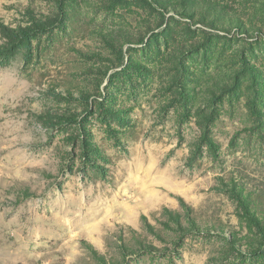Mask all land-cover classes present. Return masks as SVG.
<instances>
[{
  "label": "rangeland",
  "instance_id": "374dc122",
  "mask_svg": "<svg viewBox=\"0 0 264 264\" xmlns=\"http://www.w3.org/2000/svg\"><path fill=\"white\" fill-rule=\"evenodd\" d=\"M159 1L0 0V264H264V0Z\"/></svg>",
  "mask_w": 264,
  "mask_h": 264
},
{
  "label": "trees",
  "instance_id": "16d2710c",
  "mask_svg": "<svg viewBox=\"0 0 264 264\" xmlns=\"http://www.w3.org/2000/svg\"><path fill=\"white\" fill-rule=\"evenodd\" d=\"M143 2H147L148 4H150V5H153V6H156V7H164V4L162 3L161 4V1H159V0H142ZM191 1V3H192V5H194V4H196V10H195V13H197V11L199 12V10H200V8L198 7V3H200V2H196V0H190ZM207 1H209L208 3H207V6H208V8H207V10H208V16H206L205 14H204V12H200L201 14V16L203 17V18H205V19H207V21H208V18H210L209 16L211 15V14H215L216 12H219V11H221V12H223L224 14H226V11L224 10V9H222V8H220V6H219V4H218V2H215L214 0H207ZM185 7V6H184ZM185 9V8H184ZM201 19V18H200ZM228 20H229V18H228ZM212 21L213 22H215V21H218L217 20V18H216V20L215 19H212ZM229 21H231V25H233L234 27H236L237 29H239V31L241 32L242 31V33H245V32H247V28H246V26L242 23V22H240V21H237V22H234V20H229ZM212 25H214V24H212ZM84 131V133H85V129L83 130ZM180 222V221H179ZM178 222V223H179ZM152 229L150 230V232L152 233V234H154V235H158L156 232H155V230H154V228L153 227H151ZM145 238H136L135 239V241L136 242H138V246H135L134 244H132V243H129V242H127V241H124V242H121L120 243V245H119V248H120V252H121V254L124 256L125 255V257H127V256H129V255H133L132 253H134V252H136V251H140L141 250V248H143V247H150L151 245H149L148 246V243H146L147 241L146 240H144ZM122 239H120V241H121ZM95 253V258H96V260L98 261V263L99 264H116V262H110L107 258H105L104 256H99L100 254H98L97 252H94Z\"/></svg>",
  "mask_w": 264,
  "mask_h": 264
}]
</instances>
